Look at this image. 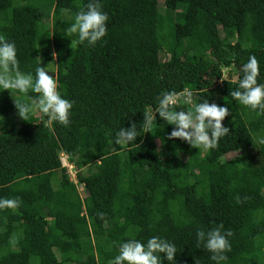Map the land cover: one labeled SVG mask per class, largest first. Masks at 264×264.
Here are the masks:
<instances>
[{
  "label": "trees",
  "instance_id": "16d2710c",
  "mask_svg": "<svg viewBox=\"0 0 264 264\" xmlns=\"http://www.w3.org/2000/svg\"><path fill=\"white\" fill-rule=\"evenodd\" d=\"M86 2L0 0L19 70L44 66L73 102L70 124L48 129L17 115L23 94L0 90V197L20 201L0 209V264H107L114 241L153 235L176 245L177 264H213L195 232L218 223L233 233L224 264H264V115L229 96L250 54L264 81V0H100L107 34L83 46L64 29ZM183 89L228 108L216 149L169 139L155 113L133 145L113 142L139 131L159 93Z\"/></svg>",
  "mask_w": 264,
  "mask_h": 264
},
{
  "label": "clouds",
  "instance_id": "9594fccd",
  "mask_svg": "<svg viewBox=\"0 0 264 264\" xmlns=\"http://www.w3.org/2000/svg\"><path fill=\"white\" fill-rule=\"evenodd\" d=\"M108 14L101 8L100 0L87 2L72 17L64 33L74 37L71 42L83 46H95L102 42L107 34L106 22ZM52 71L38 65L32 72L24 73L18 68V59L14 42L0 36V90L14 91L23 94L24 99L14 100L17 115L23 120L39 115L43 127L51 129L53 124L67 127L70 124L73 102L64 98L58 88L56 76L49 75ZM55 73V72H53ZM260 69L254 55H249L247 61L239 68V78L236 87L229 91V96L238 104L244 106L256 115H264V81L258 82ZM29 91L36 94L29 96ZM178 102L187 105V110L176 109ZM155 107L151 112L143 113V121L129 127H120L114 133L113 142L116 145L131 146L134 139L141 134V129H151L155 122V114L167 124L173 125L168 138H179L191 147L207 152L216 149L220 138L224 137L229 128L222 125L228 115L226 106L209 103L208 99L196 102L193 92L183 89L180 92L162 91L155 98ZM257 143L264 145V136L257 137ZM102 159V158H101ZM63 161L61 164L63 165ZM83 171V170H82ZM19 198L0 197V209H16ZM103 213H98L103 217ZM233 235L230 229H224L222 224H216L208 230L197 229L195 239L197 247L210 253L209 260L213 264H224L231 251L229 237ZM115 254L107 264H177L176 245L163 237L149 236L146 240L129 237L113 242ZM195 264L198 262L195 260Z\"/></svg>",
  "mask_w": 264,
  "mask_h": 264
},
{
  "label": "rangeland",
  "instance_id": "374dc122",
  "mask_svg": "<svg viewBox=\"0 0 264 264\" xmlns=\"http://www.w3.org/2000/svg\"><path fill=\"white\" fill-rule=\"evenodd\" d=\"M158 3L159 4H163L164 0H158ZM3 17L4 18H8L9 14L8 13H3ZM167 45L170 46V43H168ZM61 161L64 162L63 165L62 164L61 165L66 168V171H67V173L69 175L70 180H72L74 182L75 181V172L72 169V165L66 160L65 156H63V155L60 156V163H61ZM77 189H78V192H79L80 196H83L84 195V193L82 192L83 191V187L80 184H78L77 185ZM114 254H115V252H112L109 255L113 256Z\"/></svg>",
  "mask_w": 264,
  "mask_h": 264
}]
</instances>
